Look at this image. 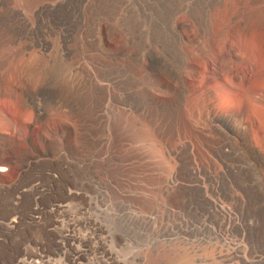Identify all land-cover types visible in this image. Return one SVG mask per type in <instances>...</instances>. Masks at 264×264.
<instances>
[{
    "label": "rangeland",
    "instance_id": "374dc122",
    "mask_svg": "<svg viewBox=\"0 0 264 264\" xmlns=\"http://www.w3.org/2000/svg\"><path fill=\"white\" fill-rule=\"evenodd\" d=\"M227 257L264 264V0H0V264Z\"/></svg>",
    "mask_w": 264,
    "mask_h": 264
},
{
    "label": "bare ground",
    "instance_id": "6f19581e",
    "mask_svg": "<svg viewBox=\"0 0 264 264\" xmlns=\"http://www.w3.org/2000/svg\"><path fill=\"white\" fill-rule=\"evenodd\" d=\"M81 100H83V99H81ZM42 109V108H41ZM72 229V228H71ZM79 252V251H78ZM79 254H80V252H79ZM78 254V255H79ZM230 257V256H229ZM229 257H227V259H225L223 262L225 263V264H230V262H231V258H229ZM31 260V259H30ZM33 260V259H32ZM51 263V262H50ZM32 264H33V262H32ZM35 264V263H34ZM38 264H40L39 262H38ZM54 264V263H53Z\"/></svg>",
    "mask_w": 264,
    "mask_h": 264
}]
</instances>
